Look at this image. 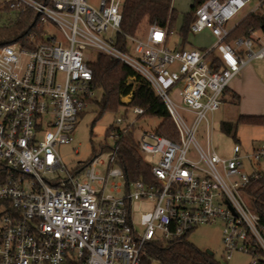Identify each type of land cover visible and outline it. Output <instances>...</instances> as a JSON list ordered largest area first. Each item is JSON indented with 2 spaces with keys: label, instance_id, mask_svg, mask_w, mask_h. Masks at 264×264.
Returning <instances> with one entry per match:
<instances>
[{
  "label": "built area",
  "instance_id": "obj_1",
  "mask_svg": "<svg viewBox=\"0 0 264 264\" xmlns=\"http://www.w3.org/2000/svg\"><path fill=\"white\" fill-rule=\"evenodd\" d=\"M248 1L199 5L190 34L208 31L214 39L199 50L169 48L173 32L156 20L145 38L125 35L121 50L116 36L124 0H99L96 7L88 0L6 1L12 11L36 13L43 40L35 43L32 32L28 47L0 46V162L10 169L0 184V264H161L145 257L147 242L215 224L222 226L225 259L233 252L248 254L250 264L264 259V225L245 191L264 171V145L244 152L236 143L222 157L208 137L204 146L196 140L230 81L264 60V34L227 41L235 27L229 22ZM47 24L59 35L47 32ZM88 49L122 62L151 89L176 130L175 141L155 130L135 135L136 121L124 114L108 133L112 144L104 163L97 155L75 173L65 168L57 147L71 142L93 96ZM130 110L136 118L144 113ZM130 134L139 156L150 159L142 158L149 182H128L119 163L118 140ZM57 173L65 175L44 178ZM141 201L153 207L135 225L133 207Z\"/></svg>",
  "mask_w": 264,
  "mask_h": 264
},
{
  "label": "trees",
  "instance_id": "obj_2",
  "mask_svg": "<svg viewBox=\"0 0 264 264\" xmlns=\"http://www.w3.org/2000/svg\"><path fill=\"white\" fill-rule=\"evenodd\" d=\"M203 1L205 0H195L191 6V14L183 16L179 31L182 38L181 49L185 47L187 36L190 34L193 13ZM5 7L9 9L7 4ZM120 14L121 34L116 36V46L121 50H126L125 35L138 36L155 20L160 27H167L170 33L173 32L172 29L177 20V12L172 7V0H124ZM18 15L19 19L15 25L0 33V46L18 43L22 47H28L29 35L32 32L35 33V43L43 40V26L40 24L36 13L32 10H26L23 13H18ZM254 33L264 34V18L248 14L233 28L227 41L231 42L240 37H249ZM89 67L92 71L91 89L92 91L98 89L101 92V99L98 103L101 115L105 112H116L120 107L144 108V113L138 118L162 120L163 122L157 126L155 132L172 141L176 140V130L164 105L153 95L146 84L135 78L134 72L128 66L109 56L98 54L96 61L89 63ZM126 96H129L130 99L127 104H124L121 102V98ZM91 99L87 102L89 103ZM238 102L239 96L232 93L231 103L237 105ZM237 125L264 127V116L239 115L234 124L230 121L221 122L219 129L223 134L234 137ZM110 129L113 127L107 131ZM105 147L109 150L107 145ZM117 153L119 163L125 171L128 182L137 180L149 182L151 180L150 167L137 153L131 134L118 140ZM9 174L10 169L0 162V184L6 181ZM245 191L251 210L259 216L264 225V171L257 178L250 180ZM143 251L146 258L157 260L161 264H217L213 256L188 242L187 235L171 241L147 242ZM258 264H264V259H259Z\"/></svg>",
  "mask_w": 264,
  "mask_h": 264
},
{
  "label": "rangeland",
  "instance_id": "obj_3",
  "mask_svg": "<svg viewBox=\"0 0 264 264\" xmlns=\"http://www.w3.org/2000/svg\"><path fill=\"white\" fill-rule=\"evenodd\" d=\"M6 1L7 0H0V33L4 29L14 26L19 19L17 12L5 7ZM98 1L99 0H88V2L95 7ZM194 2L195 0H172V7L177 12V20L172 29L173 35L168 40L169 48H180L182 38L179 31L182 19L184 15L191 14V6ZM255 4L256 0H249L246 7L238 11L232 18L229 25H234L238 22ZM147 30L148 27L145 28L140 35L135 37L145 38ZM48 31L53 35H59V31L51 24H47V32ZM213 42L214 39L207 31L195 35L188 34L184 48L204 49L210 47ZM85 54L87 55L89 63H94L98 56L92 49L86 50ZM255 63L257 62L253 61L248 66L254 65ZM259 63L264 64V61ZM259 73H261L260 69L257 68V71L251 74L250 83L246 84L244 87L246 93L241 98L238 106L222 103L212 116L208 115L209 128L206 129L205 123L199 125L196 133V140L200 146H204L205 137H208L211 146L219 156L229 157L231 149L236 143L240 144L244 152H250L252 148L262 147L264 145V128L262 127L237 125L234 131V137L232 135L227 136L223 134L219 129V125L223 121H230L234 124L237 115L242 112H250L255 109L264 110V75ZM100 99L101 92L95 89L91 101L87 103L85 109L78 117L77 123L71 134V142L57 147L63 165L71 173L81 170L96 154L99 155L101 163L107 160L109 157V150L105 146L112 144L107 134L109 131L107 130L114 126L117 117L123 116L126 112L130 115L131 119L136 121L137 127L132 128L135 135L139 132L137 129L153 131L163 122L157 118H136L132 116L131 110L128 107H120L116 112H105L101 115L98 104ZM129 99V96L123 97L121 98V102L127 104ZM142 158L144 161L150 160L147 156H142ZM99 169L104 171L102 167H99ZM244 169L245 171L248 170L246 166H244ZM64 175V173H57L54 176L45 175L44 178L51 180L55 176L64 177ZM152 207L153 204L149 201L135 203L133 207L134 224L138 225L140 215L151 211ZM221 230V224L200 226L187 235V241L201 250H210L217 264H250V256L242 252H233L228 260L225 259L221 243Z\"/></svg>",
  "mask_w": 264,
  "mask_h": 264
},
{
  "label": "crops",
  "instance_id": "obj_4",
  "mask_svg": "<svg viewBox=\"0 0 264 264\" xmlns=\"http://www.w3.org/2000/svg\"><path fill=\"white\" fill-rule=\"evenodd\" d=\"M264 0H256V4L249 9L246 14H244L240 20L238 22H236L234 24V26H236L243 18H245L248 14H253L256 16H261L264 18ZM233 26V25H230ZM208 32V31H207ZM209 33V32H208ZM259 34V33H257ZM264 60H257L254 65L248 66L251 63H249L248 65H246L244 68H242L240 70V72L238 73L237 76L234 77V79H232V81L230 82L229 86L226 88L225 93L223 94V98H222V103L223 104H229L231 106H238L239 102L241 101V98L245 95V85L250 83V79H251V74H254L255 71H257V68L260 69L259 74H263L264 75V64L263 63H259L262 62ZM255 62V61H254ZM257 66V67H256ZM232 93H235L236 95L239 96V102L237 105H234L231 103L232 101ZM239 115H250V116H264V110H251L250 112H242L240 114L237 115V117ZM264 128V127H262ZM253 149V148H252Z\"/></svg>",
  "mask_w": 264,
  "mask_h": 264
},
{
  "label": "water",
  "instance_id": "obj_5",
  "mask_svg": "<svg viewBox=\"0 0 264 264\" xmlns=\"http://www.w3.org/2000/svg\"><path fill=\"white\" fill-rule=\"evenodd\" d=\"M205 253H207L210 256H213V253L210 250H208V249L205 250Z\"/></svg>",
  "mask_w": 264,
  "mask_h": 264
}]
</instances>
